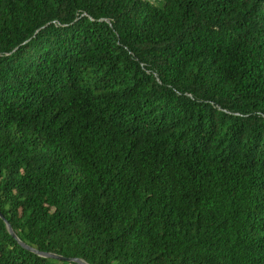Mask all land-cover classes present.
<instances>
[{
  "label": "trees",
  "instance_id": "1",
  "mask_svg": "<svg viewBox=\"0 0 264 264\" xmlns=\"http://www.w3.org/2000/svg\"><path fill=\"white\" fill-rule=\"evenodd\" d=\"M43 254L264 264V0H0V264Z\"/></svg>",
  "mask_w": 264,
  "mask_h": 264
},
{
  "label": "water",
  "instance_id": "2",
  "mask_svg": "<svg viewBox=\"0 0 264 264\" xmlns=\"http://www.w3.org/2000/svg\"><path fill=\"white\" fill-rule=\"evenodd\" d=\"M7 230L8 232L14 237L11 228L7 226ZM28 249V248H27ZM30 252L37 254V252L28 249ZM43 257H46L48 259H52V260H56V261H60V262H66V263H75V264H86L85 262L81 261V260H77V259H65L59 256H55V255H50V254H43L41 255Z\"/></svg>",
  "mask_w": 264,
  "mask_h": 264
}]
</instances>
